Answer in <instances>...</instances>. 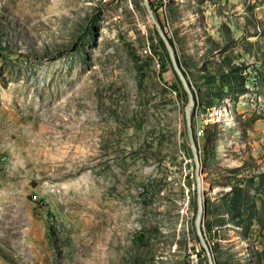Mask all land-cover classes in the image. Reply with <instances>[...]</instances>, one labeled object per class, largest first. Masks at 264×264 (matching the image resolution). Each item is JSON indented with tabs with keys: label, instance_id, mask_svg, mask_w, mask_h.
<instances>
[{
	"label": "rangeland",
	"instance_id": "obj_1",
	"mask_svg": "<svg viewBox=\"0 0 264 264\" xmlns=\"http://www.w3.org/2000/svg\"><path fill=\"white\" fill-rule=\"evenodd\" d=\"M149 5L207 246L264 264V0ZM188 101L144 0H0V264H209Z\"/></svg>",
	"mask_w": 264,
	"mask_h": 264
},
{
	"label": "water",
	"instance_id": "obj_2",
	"mask_svg": "<svg viewBox=\"0 0 264 264\" xmlns=\"http://www.w3.org/2000/svg\"><path fill=\"white\" fill-rule=\"evenodd\" d=\"M145 6L147 8L148 14L150 15L156 30L158 32V34L160 35V37L162 38L168 53L170 55V59L172 61L174 70L176 71L179 79L181 80L187 95H188V105L186 107L185 110V117H186V122H187V135H188V140H189V144L191 146V150H192V154H193V159L195 162V166H196V170H195V175H196V182H197V187H198V208H197V215H196V230H197V235L201 241L202 246L204 247L207 257H208V261L209 264H216L215 259L213 257V255L211 254V251L209 250L204 234H203V230H202V218L203 215L205 213V204L203 202V199L201 198L200 195V191L202 188V181H201V161H200V155H199V150L197 147V144L195 142V138H194V133H193V127H192V121H191V114H192V109L195 106V100H194V95L191 91V89L189 88V86L187 85V82L185 80V77L181 71V69L179 68V66L177 65L176 59H175V55L173 52V48L169 42V39L167 37V35L165 34L161 23L159 21L156 20V18L154 17L151 9H150V5H149V0H144Z\"/></svg>",
	"mask_w": 264,
	"mask_h": 264
},
{
	"label": "built area",
	"instance_id": "obj_3",
	"mask_svg": "<svg viewBox=\"0 0 264 264\" xmlns=\"http://www.w3.org/2000/svg\"><path fill=\"white\" fill-rule=\"evenodd\" d=\"M1 167H2V163L0 161V169H1ZM188 256L190 257L189 264H207L204 257L202 256V258H200L198 253H196V252H193L190 250L188 253Z\"/></svg>",
	"mask_w": 264,
	"mask_h": 264
},
{
	"label": "bare ground",
	"instance_id": "obj_4",
	"mask_svg": "<svg viewBox=\"0 0 264 264\" xmlns=\"http://www.w3.org/2000/svg\"><path fill=\"white\" fill-rule=\"evenodd\" d=\"M203 189L206 190L207 192H210V189L208 188V186H204Z\"/></svg>",
	"mask_w": 264,
	"mask_h": 264
},
{
	"label": "trees",
	"instance_id": "obj_5",
	"mask_svg": "<svg viewBox=\"0 0 264 264\" xmlns=\"http://www.w3.org/2000/svg\"><path fill=\"white\" fill-rule=\"evenodd\" d=\"M215 103H216V104H219V103H220V99H216V100H215Z\"/></svg>",
	"mask_w": 264,
	"mask_h": 264
}]
</instances>
